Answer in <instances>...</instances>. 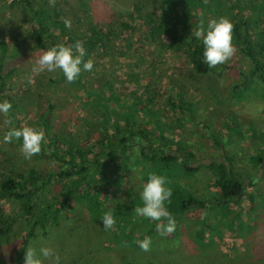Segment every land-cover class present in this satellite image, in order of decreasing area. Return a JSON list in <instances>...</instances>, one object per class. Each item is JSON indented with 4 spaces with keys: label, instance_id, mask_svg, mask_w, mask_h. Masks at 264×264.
<instances>
[{
    "label": "rangeland",
    "instance_id": "374dc122",
    "mask_svg": "<svg viewBox=\"0 0 264 264\" xmlns=\"http://www.w3.org/2000/svg\"><path fill=\"white\" fill-rule=\"evenodd\" d=\"M65 1L59 0L58 3L64 11L62 18L68 20ZM220 1H224V5L220 8L212 6L215 14L213 17L210 15V19L226 16L235 21L244 20L250 27L258 24V28L252 31V39L261 42L264 0ZM4 2L0 0V5ZM90 2L100 18L104 14L114 22H124L127 15L136 14L137 5L143 4L148 12H153L156 4H161L160 0ZM11 3L2 4L5 7L0 10V56L4 59L0 75L10 67L16 69L5 85V94L12 105L11 114L8 113L7 117L0 115V182L7 170L23 169L36 158L35 155L30 159L14 156L8 161L3 160L2 155L5 154L7 159L6 156L12 155L8 152L20 151L22 144L18 140L11 143L3 141L8 130L3 123L6 118H11L18 128L25 125L38 127L40 112L54 104L49 116L51 128L47 131L56 137L64 136L65 144L71 139L79 141L86 131L92 133L96 124L87 105L92 100L91 96L75 91V84L68 83L61 71L32 73L31 68L43 51L32 47V31L22 25V15L27 10ZM160 6L157 12L171 18L163 4ZM199 13L198 9L196 15ZM3 17L9 21L4 22L6 19ZM85 19L90 20L91 27L105 26L92 14ZM132 20H129L131 27ZM18 26L22 31L14 32ZM8 31L14 32V36L17 34L16 47H12ZM121 39L128 44L118 43L115 53L91 58L93 69L82 70L77 79L87 89L95 91H99L101 85L112 84L116 94L127 95V99L131 98L129 88H137L141 92L146 84L150 86L154 102L152 107H146L147 115L153 116L152 120L160 124L148 121V116L138 115L139 126L153 136L160 130H167L166 138L176 144H186L195 162L200 163L193 167L198 169L191 175L179 173L167 178V186L172 188V192L176 191L172 193L171 202H166V207L176 219V230L162 237L157 231V222L135 214V207L142 204L140 193L143 185L149 173H156L157 168L139 160L136 166L128 163L121 191L115 194L111 205L117 220L114 229L106 231L103 228L101 218L110 210L106 205L102 204L96 216L92 217L86 211V202L78 201L73 204L67 219L58 217L57 226H45V236L42 229L35 227V237L27 240L24 254L29 247L35 248L37 253L41 248L49 247L59 255L60 264H264V160L255 164L256 156L264 154V80L248 81L243 77V74L249 75L253 67L237 46L231 59L216 66L219 68L215 70L217 73L221 71L220 75L208 74L193 79L192 70L182 53L166 49L158 42L137 45L140 39L133 30L127 31ZM19 43L21 47H18ZM56 79H59L57 84L51 82ZM235 86L238 87L232 92ZM177 91L185 94L186 101L190 103L191 123L184 113L171 111L164 103ZM213 137L221 148L214 144ZM222 153L230 158L232 168L241 174L245 185L253 180L245 195L238 200L223 202L219 192L211 188L210 182L218 171L213 163L222 161L218 157ZM13 159L14 168H9L7 162ZM42 162H46L49 169L57 167L52 160H37L35 164ZM187 196L204 201L203 207L179 209L176 202L187 199ZM15 206L13 200L0 196L2 216L15 219L8 232L4 233L0 225V264L12 263V255L25 234V224L18 217ZM146 236L151 238L150 251L147 252L138 244ZM9 237L14 240L13 245L8 242ZM23 261L24 256L21 264ZM44 264L51 262L44 259Z\"/></svg>",
    "mask_w": 264,
    "mask_h": 264
},
{
    "label": "trees",
    "instance_id": "16d2710c",
    "mask_svg": "<svg viewBox=\"0 0 264 264\" xmlns=\"http://www.w3.org/2000/svg\"><path fill=\"white\" fill-rule=\"evenodd\" d=\"M58 1L55 0V6L50 5L49 0H19L11 3H17L19 7L27 10V13L22 15L24 17L21 22L22 25L30 27L33 36L32 47L36 50L45 51L56 44L74 46L77 41H80L86 49L87 55L84 59L87 60L100 54L115 53L118 43L128 44V41L121 39L123 34L133 30L136 37L140 39L137 45L142 42L149 44L158 42L166 49L182 53L192 70L193 79L208 74L217 76L218 73L221 74V71L217 73L215 70L219 67L210 68L204 62L202 41H198L192 32L201 19L206 25L207 21L213 17L215 10L212 6L220 8L224 5V1L160 0L161 4L158 2L153 12H148L143 4L139 7L137 5L136 14L127 15L124 22H114L104 14L100 18L90 0H64L68 5L67 18L71 21V28L65 27V20L62 18L64 11H61ZM2 4L9 5L6 2L1 3L0 10L5 7ZM162 4L171 18H165L163 12H157V7L161 9ZM198 9L200 13L196 15ZM83 14L87 15L86 18L92 14L95 19L104 22L105 26L91 27L90 20H86ZM2 19H6L4 22L9 21L7 17ZM129 20H132V27ZM230 20L234 25L233 44L243 52L253 67L250 74L247 76L243 74V77L248 81L264 80V30H261V42L255 41L252 39V31L258 28V24L250 27L244 20L235 21L232 18ZM20 31L22 28L18 26L14 32ZM14 32L8 31L10 39L12 38V47L18 43L17 34L14 36ZM0 44H2L1 41ZM3 60L0 56V73ZM15 70L10 67L0 75L2 102L7 100L11 103L9 96L5 94V85H7L6 80L10 79ZM58 80H51V82L57 84ZM73 83L75 91L79 90L92 98L87 105L91 112L90 117L96 122L94 131L92 133L86 131V135L79 141L71 139L65 144L64 136L56 137L47 131L51 128L49 116L54 105L49 104L43 112H40L37 120V126L44 131L46 139L40 154L35 155L33 162L29 161L30 163L23 166V169L10 170L9 168H14L15 160L7 162L10 166L9 170L0 182V196L16 203L18 217L25 224V234L12 255L11 264H21L27 240L35 237V227L42 229V235L45 236L46 233L43 231L45 226H57L58 217L67 219L73 204L78 201L86 202V211L92 217L96 216L102 204L110 209L115 201V194L121 191V183L129 167L128 163L136 166L139 160H142L153 164L157 167L155 174L166 177V180L174 174L191 175L198 169L191 167L195 159L190 149L186 147V144L183 146L172 142L170 138L168 140L166 138L168 135L165 133L167 130H160L156 132V136H153L139 126L138 115L148 116L146 107L149 105L152 107L154 102V94L148 84L141 92L137 88H129L128 93L131 98L127 99L125 98L128 97L127 95L124 97L116 94L113 85L109 83L101 85L99 91L87 89L86 85L78 79ZM133 83L137 81L133 80ZM237 87H233L232 92ZM164 103L171 111L182 115L184 113L187 121L192 122L191 106L186 101L185 94L177 91ZM152 118L153 116L149 115L148 121ZM151 122L155 125L160 124L153 120ZM93 135L95 138H91ZM212 140L221 148L214 137ZM8 153L12 155L6 156L7 159L4 158L5 154L2 155L3 160L8 161L14 156L24 157L20 151ZM218 157L222 161L213 163L218 171L210 182L211 188L219 192L220 200L223 202L242 198L253 180L245 185L241 174L232 168L230 158L223 153ZM37 160H52L57 163V167L49 169L46 162L36 165ZM262 160H264V154L256 156L255 164L258 165ZM110 197L113 198L112 201L108 200ZM203 205L204 201L196 200L191 196L176 202V206L181 210L202 208ZM14 222L13 217L4 218L0 210V225L4 233L8 232ZM12 241L14 240L9 237L8 242Z\"/></svg>",
    "mask_w": 264,
    "mask_h": 264
},
{
    "label": "clouds",
    "instance_id": "9594fccd",
    "mask_svg": "<svg viewBox=\"0 0 264 264\" xmlns=\"http://www.w3.org/2000/svg\"><path fill=\"white\" fill-rule=\"evenodd\" d=\"M55 6V0H49ZM65 27L71 28V21H64ZM232 21L226 16L218 19H210L205 25L201 19L192 35L203 44V59L210 67L226 63L232 58L236 49L233 44ZM87 55L83 42L77 41L74 46L56 44L43 51L33 64L31 71L33 74L42 72L54 73L61 71L68 83H73L79 77L81 71H91L94 66L92 59L85 60ZM12 105L9 101L0 102V115L7 117ZM8 130L3 136L5 143L13 140H22L20 152L25 159H30L34 155L40 154L42 144L46 143L45 133L42 129L32 126L15 127L11 118L3 121ZM166 177L149 173L147 182L143 185L140 193L141 206H137L134 212L137 216L155 221L156 228L162 237L174 233L176 230V219L166 207V202H171L172 188L167 186ZM103 228L112 230L117 223L113 210H108L101 218ZM139 247L147 252L150 251L151 238L145 237L138 241ZM43 257V259L41 258ZM44 259L50 260L51 264H60V257L54 249L43 247L37 253L35 248L29 247L24 254L23 264H44Z\"/></svg>",
    "mask_w": 264,
    "mask_h": 264
},
{
    "label": "built area",
    "instance_id": "2783aa9c",
    "mask_svg": "<svg viewBox=\"0 0 264 264\" xmlns=\"http://www.w3.org/2000/svg\"><path fill=\"white\" fill-rule=\"evenodd\" d=\"M6 3L17 2L19 0H4Z\"/></svg>",
    "mask_w": 264,
    "mask_h": 264
},
{
    "label": "water",
    "instance_id": "95a60500",
    "mask_svg": "<svg viewBox=\"0 0 264 264\" xmlns=\"http://www.w3.org/2000/svg\"><path fill=\"white\" fill-rule=\"evenodd\" d=\"M200 164L199 162L192 164V167H195L196 165ZM260 171V170H259Z\"/></svg>",
    "mask_w": 264,
    "mask_h": 264
},
{
    "label": "crops",
    "instance_id": "0c3cea01",
    "mask_svg": "<svg viewBox=\"0 0 264 264\" xmlns=\"http://www.w3.org/2000/svg\"><path fill=\"white\" fill-rule=\"evenodd\" d=\"M0 34H1V32H0ZM4 36H6V35H4ZM13 43V42H12ZM17 45H14V47H16ZM18 47H21V45H20V43L18 44ZM195 163H197V162H195Z\"/></svg>",
    "mask_w": 264,
    "mask_h": 264
}]
</instances>
